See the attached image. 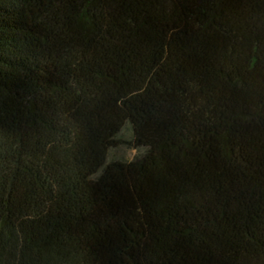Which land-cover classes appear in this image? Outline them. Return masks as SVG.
I'll list each match as a JSON object with an SVG mask.
<instances>
[{"label":"trees","instance_id":"trees-1","mask_svg":"<svg viewBox=\"0 0 264 264\" xmlns=\"http://www.w3.org/2000/svg\"><path fill=\"white\" fill-rule=\"evenodd\" d=\"M0 264H264V0H0Z\"/></svg>","mask_w":264,"mask_h":264},{"label":"rangeland","instance_id":"rangeland-1","mask_svg":"<svg viewBox=\"0 0 264 264\" xmlns=\"http://www.w3.org/2000/svg\"><path fill=\"white\" fill-rule=\"evenodd\" d=\"M133 135V126L129 121L117 136L121 140V143L110 148L107 162L113 160H133L143 154L144 148H133L131 146L130 141L133 139ZM101 171L94 174L93 177L96 178L99 176Z\"/></svg>","mask_w":264,"mask_h":264}]
</instances>
